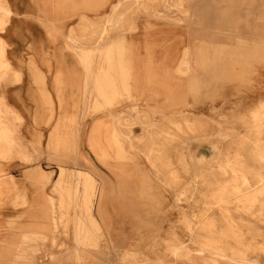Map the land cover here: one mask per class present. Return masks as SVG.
<instances>
[{
  "label": "rangeland",
  "instance_id": "1",
  "mask_svg": "<svg viewBox=\"0 0 264 264\" xmlns=\"http://www.w3.org/2000/svg\"><path fill=\"white\" fill-rule=\"evenodd\" d=\"M79 1L65 0L62 4H55L56 0L16 1L20 12L33 9L34 14L25 13L24 15L25 18L31 19L42 27V30L36 29L33 33H42L46 38H65L67 43L62 46L63 56L59 61L57 72L55 70V79L60 82L62 78L73 77L75 82L73 86L65 84L66 81L59 84L57 91L52 93L56 106L52 99L48 97L47 100L46 95L38 91L35 98V106L38 109L26 111L29 114L28 117L32 118L33 124L36 125L33 128L34 134H29L31 139L20 138V141L21 139L24 141L22 151L26 154L21 156L22 154L14 149L11 155L0 158V219L2 209L8 206L17 212V217L8 219L6 226L0 224V239L5 243V258L15 257L16 252L24 248L21 241L22 237L27 235L29 246L26 248L31 261L20 264L73 263L67 258L73 243L71 234L69 235L72 231L69 226L71 222L66 218V216H73L72 212L65 213L62 218L69 224L66 229L62 228L61 222L55 227L50 218L41 220L39 223H25L24 225L15 222L18 219H28L27 214H24L26 206L22 207L17 199L24 191L31 200L32 205L30 206L39 208L40 215L41 209L47 207L49 217L61 216L59 212L57 214L55 212L59 194L54 186L60 178L62 168L65 172L63 175L65 182L67 179L70 185L89 181L99 183L106 178V186L111 190V196L116 190L125 191L129 209L114 218L115 229L120 235L134 237L138 240V246L133 248L137 253L138 264L144 262V258L147 257L150 260L162 257L170 262L173 256L168 251L169 245L181 243L187 247H197L192 243L193 238L185 227L187 225L185 220L191 219L190 224L197 229L196 231L199 234L204 233L200 231L203 224L198 218L204 204L195 201L201 200L200 194L205 191V187L199 184V179H194L193 173L209 170L199 161L198 157L202 154L210 155L209 146L219 137L211 139L210 142L200 143L186 139L169 145L168 153H170L174 166L181 170L182 176L179 187L174 189L163 184L160 176L155 173L145 157L144 149L149 143L147 135L149 132L163 129L168 125L169 120L178 119L180 116L178 111H184L189 117L206 120L213 129L232 131L230 133L236 135L247 133V128L243 124L245 122L237 117L240 115L247 120L245 115L247 109L254 104L255 100L264 95L262 90L256 92L258 86L263 87L264 85V33L261 32L263 17L260 16L258 10V1L206 0L209 1V7H204L205 11L202 9L199 15L200 22L190 24V28L196 29V33L202 29L200 31L202 35L198 38L204 45L203 53L205 57L211 54L215 55V58L212 61L205 59L200 66H196L195 71L199 78L193 87L194 91L186 93L188 104L184 107L171 103L165 95L154 96L152 92L160 91L159 85L151 84L145 87L148 93H152L151 97L142 96L133 91V97H127L126 94L119 95L108 103L100 98L91 87L88 88L91 83L78 58L77 45L83 43L100 46L103 43L124 38L132 46L127 56L132 57L133 60L152 57L154 63L150 65L149 72L162 73L165 69L155 61L156 58L159 57L157 61H160L167 48L175 44L176 38L182 34L181 29H176L175 25L151 16L135 14L136 9H134L130 18L138 24L137 34L121 35L120 31H114L99 38L97 35L90 38L80 37V31L85 25L94 24V26L101 27L105 21L107 9L103 7L99 10L82 8L78 5ZM197 2L198 0H193L188 5L193 6ZM16 14L17 12L13 11L15 18ZM81 16H85V21L80 20ZM25 24L28 27L27 21ZM70 30L74 38H83L81 43L67 36ZM242 31L247 33H242ZM0 37L5 40V32H0ZM236 37H241L256 45L257 48L253 51H256L259 57L238 63L235 58L231 59L230 57L234 55L229 57V54L237 50L232 47L237 43ZM215 44L216 46L211 48ZM37 64L30 58L27 61L22 59L20 67L27 71L37 70L39 69ZM230 67L236 71L232 73L227 71L226 69ZM174 68L167 66L168 70L166 69L174 76L169 81L168 87L175 90L177 88L182 91L187 90L185 84L188 78L176 76ZM222 68L225 69V73L221 72ZM13 70L17 69L12 67L11 70L0 74V85L8 83L10 77L12 83L20 81V76L17 73L14 74ZM216 71L218 73L214 74ZM59 75L62 77H57ZM3 99L0 93V100ZM13 112L16 114L12 113L15 125L22 127L24 118L22 113L15 110ZM234 115L236 118L233 117ZM61 117L63 119L59 120L58 118ZM42 124H48L46 144L43 134L42 144L37 139L42 133ZM113 134H116L114 139L111 137ZM258 135L264 145V125ZM104 149L106 154L102 157L100 150ZM46 150L47 157L44 156ZM243 160L248 164H257L246 154ZM14 161L19 162L20 166L15 173L11 174L7 164ZM109 178H113L114 181H110ZM223 178L228 179L229 177L226 175L221 179ZM186 185H190L187 196L177 200L176 193L183 191ZM191 193L194 195L191 196ZM154 195L157 196V206L152 208L149 203ZM138 203L140 205L136 206ZM229 206L230 214L235 218L233 226L240 233L241 243L255 245L253 250H247V257L255 258L260 264H264V250L257 248L261 244L264 245V218H251L242 210L235 211L232 204ZM214 213L215 216L219 214L217 211ZM47 224L50 225L48 230L46 229ZM229 225L227 221L220 220L213 226V229L220 231ZM63 230L66 234L60 233ZM4 231L5 234H3ZM222 241L233 246L236 244L230 236L223 237ZM119 256L121 255L112 256L110 259L119 261L121 260ZM108 260L107 262L96 260L94 264H110ZM185 263L189 264V261ZM220 263L230 264L225 259H221ZM195 264L202 263L197 261Z\"/></svg>",
  "mask_w": 264,
  "mask_h": 264
},
{
  "label": "bare ground",
  "instance_id": "2",
  "mask_svg": "<svg viewBox=\"0 0 264 264\" xmlns=\"http://www.w3.org/2000/svg\"><path fill=\"white\" fill-rule=\"evenodd\" d=\"M64 1L56 0L55 4H62ZM192 1L80 0L78 5L82 8L99 10L103 7L107 9V15L101 27L94 26V24H91L92 26L85 25L80 31V37L90 38L97 35L99 38L114 31H120L121 35L133 36L137 34L138 24H135L134 20L132 21L130 18L134 9H136L135 14L151 16L175 25L176 29H181L182 34L176 38L175 44L167 48L160 61H157L159 57L156 58L155 61L165 69L162 70V73L149 72L150 65L154 63L152 57L148 58L147 56L143 60H133L132 57L127 56L132 50V46L124 38H118L116 41L103 43L100 46L84 45L83 43L77 45L78 58H80L81 65L88 74L91 83L88 88L91 87L96 91L95 93L106 103L119 95L126 94L127 97H133V91H136L147 97H151L152 93L154 96L162 94L175 105L181 107L187 105L186 93L194 91L193 87L199 78L195 71L196 66H200L205 62V59L212 61L215 58V55L211 54H206L205 57L203 53L204 45L198 38L199 35H202L200 32L202 29L196 33V29L190 28V24L200 22L199 15L202 13V9L205 11V8L209 7V1L198 0L195 5L189 6L188 3ZM257 1L260 16L263 17L261 32L264 33V0ZM11 13L8 1L0 0V32L5 29L4 26ZM176 14L178 17H175ZM80 20L85 21V16H81ZM71 32L72 30L67 36L73 38L75 42L81 43L83 38H74ZM242 33L247 32L242 31ZM236 39L237 43L232 47L237 50L229 54V57L234 55L230 57L231 59L235 58L238 63L259 57V54L253 51L257 46L251 41H245L241 37H236ZM215 46L216 44L211 48ZM5 47V40L0 37V74H4L12 68L9 60L5 57ZM167 66L175 67L176 76L188 78L187 84H185L187 90L182 91L180 88L175 90L168 87L169 81L174 76L167 71ZM224 70L222 68L221 72L225 73ZM226 70L230 73L236 71L233 67ZM13 72L16 73L14 70ZM216 73L218 71L214 74ZM151 84L159 85L160 91L155 90L151 94L148 93L145 87ZM261 90L264 91V85L263 87L258 86L256 92ZM59 102H61L60 98ZM12 113L15 114L12 109L4 105L3 100H0V158L7 157L14 149L20 154L24 153ZM178 113L180 114L178 119L169 120L168 125L163 129L148 133L149 143L145 146L144 154L155 173L160 176L163 184L176 189L182 179L181 170L174 166L170 153H168L169 145L178 140L188 139L201 143L210 142L211 139L219 137L215 143L210 144V155L202 154L198 157L199 161L209 170L193 173L194 179H199V184L205 187V191L200 194L201 200L195 201L204 204L198 217L200 223L203 224L200 231L204 233L199 234L197 229L190 224L192 220L187 219L185 227L189 230L193 238L192 243L196 244V248L174 243L169 245L168 249L173 256L172 261L168 262L162 257L150 260L147 257L144 258V262L139 264H186L185 261H189V264H195L197 261L202 264H225L220 263L221 259H225L230 264H260L255 258L247 257V250H253L255 245L241 243L240 233L233 226L235 218L230 214L229 205L232 204L235 211L242 210L251 218H264V145L258 135L264 125V95L255 100L254 104L247 109L245 113L247 120H244V117H240V115L237 117L245 122L243 123L247 128L245 135L232 134L230 133L232 131L225 132L218 128L213 129L206 120L189 117L184 111H178ZM111 137L116 138V134ZM105 152V149L100 150V155L103 157ZM245 154L257 164L246 163L243 160ZM60 173V178L54 188L56 187L59 194L55 212L56 214L59 212L61 216L49 217L47 207L41 209L40 216L42 221L50 218L55 227L61 222L62 228L66 229L69 224L62 218L65 213H73V216H66L67 220L71 222L69 226L72 228L69 235L71 234L73 245L67 257L73 261L72 264H94L96 260L107 262L108 256L110 264H138L137 253L133 250L136 245L138 246V240H135L134 237L120 235L119 231L115 229L114 218L129 209L125 191L121 189L112 192V198L111 190L106 186V179L99 183L89 181L70 185L67 179L65 182L63 177L65 172L62 168ZM226 175H228V179H221ZM189 187L190 185H186V188L182 189L183 191L177 192L176 199L186 197L190 190ZM190 195L193 196L194 193ZM156 198L157 196L154 195L150 199L149 205L151 204L152 208L157 206ZM17 199L22 207L26 206L24 214H38L39 208L30 206L32 203L25 191ZM138 205L140 203L136 206ZM51 211L53 212V210ZM215 211L219 212L216 216ZM220 220L227 221L230 225L216 231L213 226ZM49 227L50 225L47 224L46 229L48 230ZM60 233L66 234V231L63 230ZM228 236L235 240V246L223 243V237ZM22 239L21 245L24 248L16 252V256L13 254L15 257L9 259L5 258V243L0 239V264H20L31 261L26 248L29 246V236L25 235ZM257 248L264 250V245L261 244ZM119 254L121 260L112 261L110 259L115 255L118 257Z\"/></svg>",
  "mask_w": 264,
  "mask_h": 264
},
{
  "label": "crops",
  "instance_id": "3",
  "mask_svg": "<svg viewBox=\"0 0 264 264\" xmlns=\"http://www.w3.org/2000/svg\"><path fill=\"white\" fill-rule=\"evenodd\" d=\"M7 1L12 13L10 14L8 21L4 26L5 29L3 30V32H5L6 44L5 57L9 60L11 67L17 69L14 71H16L17 75L20 76V81L12 83V79L10 77L8 83L0 85V93L3 95L4 105L8 106L12 110L22 113V117H24L22 127H17L19 137L31 139L29 134H34L33 128L36 125L33 124L32 118L28 117L29 114H27L26 111H35L38 109L35 106V98L38 91L40 90L43 92L46 95L47 100L48 97L52 99L54 106H56V101L52 93L57 91L59 84L63 81H66L65 84L68 86H73L75 80L73 77H67L66 79L62 78V81L60 82L55 79V70L57 72V68H59V61L62 60L61 57L63 56L61 49L62 46L67 43L65 42V38H46L43 37L44 34L42 33H33L36 29L42 30V27H40L38 23H34L31 19L24 17L25 13L34 14L33 9L30 8L31 11L20 12L17 4L18 2H16L18 0ZM13 11L17 12L16 18L14 17L15 15H13ZM25 21H27L28 27L26 26ZM65 55H68V53H65ZM29 58L38 63L37 67L39 69H31L27 71L23 67H20L22 59L27 61ZM57 77H62V75ZM41 107L46 109L43 105H41ZM58 119L62 120L63 117ZM58 123L60 124V122ZM39 125L41 124L39 123ZM42 125V133L37 139L40 144H42L43 140L46 144L48 135V128L46 126L48 124ZM21 141L24 143L23 139H21ZM11 153L9 155H11ZM46 153L47 150L44 155L45 157H47ZM23 154H26V152L22 153V155ZM19 166V162L16 161L7 164L11 174L15 173ZM109 180L114 181L113 178H109ZM16 213L17 212H15L11 206L2 209V217L0 219L1 226H6L9 221L8 219L17 217ZM26 216L28 219H18L15 222L19 225L41 222V216L39 213ZM3 234H5V231Z\"/></svg>",
  "mask_w": 264,
  "mask_h": 264
}]
</instances>
